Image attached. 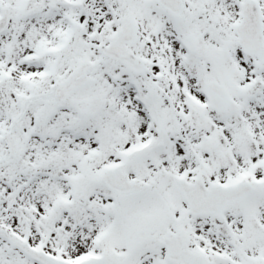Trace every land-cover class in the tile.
Returning <instances> with one entry per match:
<instances>
[{
	"label": "snow or ice",
	"instance_id": "obj_1",
	"mask_svg": "<svg viewBox=\"0 0 264 264\" xmlns=\"http://www.w3.org/2000/svg\"><path fill=\"white\" fill-rule=\"evenodd\" d=\"M0 264H264V0H0Z\"/></svg>",
	"mask_w": 264,
	"mask_h": 264
}]
</instances>
